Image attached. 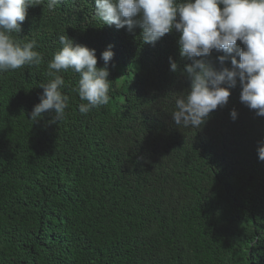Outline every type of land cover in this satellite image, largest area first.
Returning a JSON list of instances; mask_svg holds the SVG:
<instances>
[{
	"label": "trees",
	"instance_id": "1",
	"mask_svg": "<svg viewBox=\"0 0 264 264\" xmlns=\"http://www.w3.org/2000/svg\"><path fill=\"white\" fill-rule=\"evenodd\" d=\"M21 29L13 37L35 39L43 59L0 72V264H264V117L239 82L199 129L178 127L190 82L177 72L192 61L175 30L146 44L139 26L104 24L94 0H45ZM60 35L96 49L98 67L112 45L110 99L81 114L69 69L64 118L34 123ZM222 54L207 59L219 68Z\"/></svg>",
	"mask_w": 264,
	"mask_h": 264
},
{
	"label": "clouds",
	"instance_id": "2",
	"mask_svg": "<svg viewBox=\"0 0 264 264\" xmlns=\"http://www.w3.org/2000/svg\"><path fill=\"white\" fill-rule=\"evenodd\" d=\"M44 2L0 0V72L41 63L37 41L21 42L12 34L21 33L28 8ZM59 2L47 0L48 9L55 10ZM94 4L104 24L117 29L127 26L129 32L139 26L140 38L146 44H155L174 30L179 33L177 55L192 62L182 60L183 67L177 72H183L190 83L186 94L175 100L171 114L176 126L199 129L210 113L227 105L237 82L241 103L264 117V0H94ZM128 37L133 39L130 33ZM59 42L62 47L47 64L50 79L39 85L43 89L40 102L29 115L34 123L45 114L51 115L52 123L64 118L69 97L63 91L65 80L60 73L69 69L79 74L73 91L83 101L79 105L81 114L87 115L110 99L112 45L101 53L103 66L98 67L96 49L74 43L68 35H60ZM213 50L223 53L217 57L219 68L207 59ZM163 57L170 60V70L176 72L173 56L167 53ZM229 60L231 66H225ZM237 115L232 109L231 118L235 120ZM257 151L258 159L264 161V143Z\"/></svg>",
	"mask_w": 264,
	"mask_h": 264
}]
</instances>
